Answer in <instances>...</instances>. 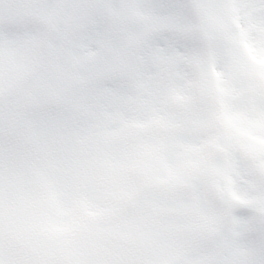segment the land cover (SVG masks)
Wrapping results in <instances>:
<instances>
[{
	"label": "snow or ice",
	"instance_id": "6c2138e0",
	"mask_svg": "<svg viewBox=\"0 0 264 264\" xmlns=\"http://www.w3.org/2000/svg\"><path fill=\"white\" fill-rule=\"evenodd\" d=\"M0 264H264V0H0Z\"/></svg>",
	"mask_w": 264,
	"mask_h": 264
}]
</instances>
